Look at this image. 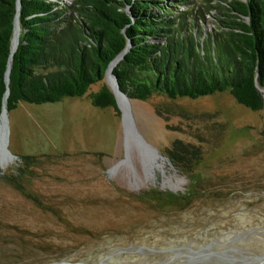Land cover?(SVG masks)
<instances>
[{"label":"rangeland","instance_id":"rangeland-1","mask_svg":"<svg viewBox=\"0 0 264 264\" xmlns=\"http://www.w3.org/2000/svg\"><path fill=\"white\" fill-rule=\"evenodd\" d=\"M203 26L213 27L211 15ZM103 83L9 112L17 157L0 159V264H264V108L227 90L131 99L136 129L158 156L150 172L121 112L91 104ZM175 139L201 148L187 175L165 154ZM24 155L42 157L17 174Z\"/></svg>","mask_w":264,"mask_h":264},{"label":"trees","instance_id":"trees-1","mask_svg":"<svg viewBox=\"0 0 264 264\" xmlns=\"http://www.w3.org/2000/svg\"><path fill=\"white\" fill-rule=\"evenodd\" d=\"M16 2L0 0V112L7 87L9 112L20 102L83 96L127 43L112 72L131 99L227 90L253 111L264 108V0H20L19 43L6 85ZM207 14L213 27L205 30ZM89 98L119 115L106 83ZM165 154L187 175L202 151L175 139ZM19 157L17 174L42 156Z\"/></svg>","mask_w":264,"mask_h":264},{"label":"water","instance_id":"water-1","mask_svg":"<svg viewBox=\"0 0 264 264\" xmlns=\"http://www.w3.org/2000/svg\"><path fill=\"white\" fill-rule=\"evenodd\" d=\"M19 9H20V0H17V2H16V14L14 17V25H13V34H12V38H11V42H10L11 49H10V55H9L7 68H6V72H5V83H6V85L9 82L11 60H12L13 54L17 48V45L19 43V33H20ZM128 47H129V43H127L126 48L109 63V65L105 71V78H106V82H107L109 89L113 93L116 106L118 107V109L121 112V120H122V125H123L124 131H125L126 139H134L137 143H140L141 145L146 146V149H148V151H149L152 148L148 146V144L143 140L142 136L139 134V132L136 129V125H135L133 114H132V108H131V98L128 96V94L126 92H123L120 89L119 84L117 82V79H116L114 73L112 72L113 67L123 58ZM109 75L115 84L116 90L119 93H121L123 95L124 99L126 100L125 116L124 117H123L124 111L121 109V107L118 103L116 92L110 86ZM261 91L263 92V95H264V90L261 89ZM8 93H9V90L7 87L5 92H4V95H3L2 109L0 112V121H2V115H4V118H3L4 130H3V136H2V138H0V152L6 157V159L11 160V159L16 158L17 155L13 154L8 148V141H9L8 114H9V111L7 109V106H6ZM152 150H154V149H152ZM154 151L156 152V150H154ZM0 166L3 167L1 163H0ZM44 264H86V263L81 262V261L71 262V261L62 260V261H55V262L44 263Z\"/></svg>","mask_w":264,"mask_h":264},{"label":"bare ground","instance_id":"bare-ground-1","mask_svg":"<svg viewBox=\"0 0 264 264\" xmlns=\"http://www.w3.org/2000/svg\"><path fill=\"white\" fill-rule=\"evenodd\" d=\"M109 82H110V86L116 92L117 99H118V103H119L121 109L124 111V115H123V117H124L125 116V106H126L125 103H126V100L124 99L123 95L116 90L115 84H114L113 80L111 79L110 75H109ZM3 118H4V115H2V121H0V138H2V136H3V130H4ZM150 150L148 151V154L146 155V158H147L146 161L148 163V168H149L150 172H152L154 170V168H159L160 167V164H158V162L156 161V158L158 157L155 154L156 152L154 151L155 153H153V152H151L152 150L151 151ZM0 159L4 163L9 160V159H6V157L1 152H0Z\"/></svg>","mask_w":264,"mask_h":264}]
</instances>
